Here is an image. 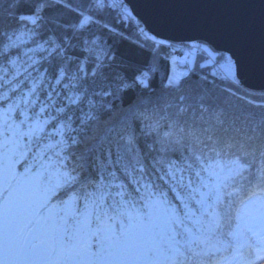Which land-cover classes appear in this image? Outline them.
I'll list each match as a JSON object with an SVG mask.
<instances>
[{
	"label": "snow or ice",
	"instance_id": "1",
	"mask_svg": "<svg viewBox=\"0 0 264 264\" xmlns=\"http://www.w3.org/2000/svg\"><path fill=\"white\" fill-rule=\"evenodd\" d=\"M144 3L0 0V264H264V0Z\"/></svg>",
	"mask_w": 264,
	"mask_h": 264
},
{
	"label": "trees",
	"instance_id": "2",
	"mask_svg": "<svg viewBox=\"0 0 264 264\" xmlns=\"http://www.w3.org/2000/svg\"><path fill=\"white\" fill-rule=\"evenodd\" d=\"M73 15L74 14L70 12L63 13V16L66 20H71L73 18ZM105 23L109 24L110 26L116 27L124 35L123 39H121L120 37L116 38L117 40L120 41L117 46V57L118 58L121 56L127 57L128 60L136 66H144L150 62V54L141 49L140 44L142 42L137 37L134 26L122 27L119 24H115L114 21L106 15L102 16L98 21V24H105ZM99 30L107 31V29H99L97 25L93 26V31H99ZM38 42L42 43L43 41L39 40ZM26 46L34 47L36 45L31 43V41H29V43ZM41 55L42 54H40V57ZM38 60H40V58ZM167 70H168V64H166L164 61H160L159 64L157 65V79L163 76L165 72H167ZM154 87H155V83H154ZM124 95L126 97V100H128L132 98L133 93L129 91L127 93H124ZM246 99L253 101V103L262 102L261 97L258 94L250 95ZM252 257H254V255ZM245 258H248L247 253H245Z\"/></svg>",
	"mask_w": 264,
	"mask_h": 264
},
{
	"label": "water",
	"instance_id": "3",
	"mask_svg": "<svg viewBox=\"0 0 264 264\" xmlns=\"http://www.w3.org/2000/svg\"><path fill=\"white\" fill-rule=\"evenodd\" d=\"M129 6L133 9V14L141 20L146 28L157 36H170L169 32H166L158 27L155 22L153 11L149 5L144 3V0H129ZM260 80L258 77L252 75L245 79V85L249 91H254L259 88Z\"/></svg>",
	"mask_w": 264,
	"mask_h": 264
},
{
	"label": "rangeland",
	"instance_id": "4",
	"mask_svg": "<svg viewBox=\"0 0 264 264\" xmlns=\"http://www.w3.org/2000/svg\"><path fill=\"white\" fill-rule=\"evenodd\" d=\"M35 47V46H34ZM33 46L32 47H28V46H26L25 48H24V51H27V49L28 48H34ZM40 54L41 53H36L35 54V58L38 60L39 58H40ZM188 57V63L189 64H191V62H192V60H193V56H191V55H189V56H187ZM169 67H170V69H173V67H172V65H169L168 64V70H167V72H170L171 70L169 69ZM254 259V261H255V264H259V260H256V258H255V255H254V257H253Z\"/></svg>",
	"mask_w": 264,
	"mask_h": 264
},
{
	"label": "built area",
	"instance_id": "5",
	"mask_svg": "<svg viewBox=\"0 0 264 264\" xmlns=\"http://www.w3.org/2000/svg\"><path fill=\"white\" fill-rule=\"evenodd\" d=\"M185 58V57H184ZM187 61H188V59H187ZM171 71L169 72V73H173V71H177V73L175 74V75H177V74H179V72L182 70L181 68H179L178 66L176 67H173V69H170ZM173 75V74H172Z\"/></svg>",
	"mask_w": 264,
	"mask_h": 264
},
{
	"label": "bare ground",
	"instance_id": "6",
	"mask_svg": "<svg viewBox=\"0 0 264 264\" xmlns=\"http://www.w3.org/2000/svg\"><path fill=\"white\" fill-rule=\"evenodd\" d=\"M180 57H183V53H181V54H179V56H178V59L180 58ZM185 59L187 60L188 59V57H185ZM176 65H172V67H175ZM177 67V66H176ZM169 69H170V67H169ZM177 73V71H173V75H175Z\"/></svg>",
	"mask_w": 264,
	"mask_h": 264
}]
</instances>
